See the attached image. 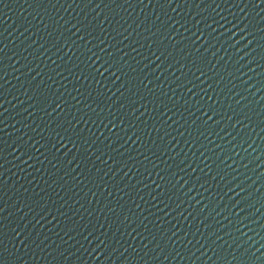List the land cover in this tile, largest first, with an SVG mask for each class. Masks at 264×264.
Listing matches in <instances>:
<instances>
[{
    "label": "water",
    "instance_id": "95a60500",
    "mask_svg": "<svg viewBox=\"0 0 264 264\" xmlns=\"http://www.w3.org/2000/svg\"><path fill=\"white\" fill-rule=\"evenodd\" d=\"M0 264H264V0H0Z\"/></svg>",
    "mask_w": 264,
    "mask_h": 264
}]
</instances>
